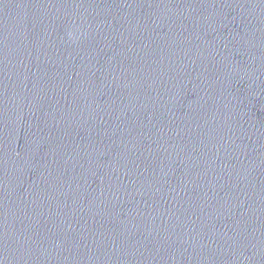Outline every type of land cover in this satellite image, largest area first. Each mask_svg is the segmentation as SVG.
<instances>
[{
    "label": "water",
    "instance_id": "95a60500",
    "mask_svg": "<svg viewBox=\"0 0 264 264\" xmlns=\"http://www.w3.org/2000/svg\"><path fill=\"white\" fill-rule=\"evenodd\" d=\"M0 264H264V0H0Z\"/></svg>",
    "mask_w": 264,
    "mask_h": 264
},
{
    "label": "clouds",
    "instance_id": "9594fccd",
    "mask_svg": "<svg viewBox=\"0 0 264 264\" xmlns=\"http://www.w3.org/2000/svg\"><path fill=\"white\" fill-rule=\"evenodd\" d=\"M68 38H69V40L75 42V39H76V38H75L73 32L69 31V33H68Z\"/></svg>",
    "mask_w": 264,
    "mask_h": 264
}]
</instances>
